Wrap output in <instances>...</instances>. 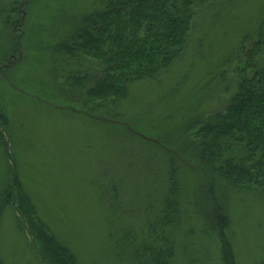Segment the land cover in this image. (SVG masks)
<instances>
[{
	"label": "rangeland",
	"instance_id": "1",
	"mask_svg": "<svg viewBox=\"0 0 264 264\" xmlns=\"http://www.w3.org/2000/svg\"><path fill=\"white\" fill-rule=\"evenodd\" d=\"M1 4L9 11L5 19L11 25L21 16V27L14 34L9 21L5 25L0 17V204L14 171L35 219L77 264H134L125 246L146 222L138 212L152 187L150 174L136 170L132 142L121 140V129L142 136L144 144L160 143L182 160L193 156L186 148L185 128L194 118L221 107L216 98L227 94L216 91L214 77L255 28L257 17L264 14V0L202 2L187 69L166 78L165 88L134 84V102L124 105L121 118L116 111L109 115L91 109L83 104L80 91L61 90L59 85L78 66L60 45L81 17L102 8L103 0H1ZM68 68L72 74H60ZM106 115L116 125L105 123ZM122 122L125 127L120 129ZM136 149L138 164L149 161L145 145ZM160 156L157 167L167 157L164 152ZM186 166L181 174L187 215L171 264H222V241L229 246L233 264H264V191L236 192L212 182L191 163ZM106 168L113 170L110 176ZM113 175L120 207L104 181ZM209 189L226 218L225 237L215 231L216 207ZM14 209L11 204L0 206V264H38L33 240L25 235Z\"/></svg>",
	"mask_w": 264,
	"mask_h": 264
},
{
	"label": "trees",
	"instance_id": "2",
	"mask_svg": "<svg viewBox=\"0 0 264 264\" xmlns=\"http://www.w3.org/2000/svg\"><path fill=\"white\" fill-rule=\"evenodd\" d=\"M205 1L210 0H103L102 8L81 17L60 45L72 60L78 61V66L83 61L81 67H73L75 72L71 78L59 84L61 90L67 87L80 91L86 106L102 109L109 115L119 112L121 118L124 105L134 102L131 91L134 84H156L165 88L166 78L187 69L191 35L199 5ZM14 9V12L19 11ZM8 12L4 11L0 0V17L4 16L5 25L9 21L5 19ZM18 17L17 22L11 25L9 21L7 25L14 28V34L19 33L21 27V16ZM223 65L214 77L216 91L222 89L227 94L222 100L215 97L221 107L194 118L185 128L186 148L191 149L193 156L190 154L182 160L177 152L170 154L160 143L144 144L142 136L125 133L121 129L125 124H119L121 140L132 142L130 155L136 170L150 174L152 187L143 211L140 208L138 212L145 215L146 222L138 235L135 234L137 238L125 246L134 264H171L175 240L187 215L181 174L187 170L186 163L194 165L212 182L233 191H264V14L257 17L253 31L245 34ZM60 74L65 77L72 72L68 68ZM104 122L116 125L107 115ZM136 145L147 147L149 161L143 159L137 163ZM140 149L138 146V152ZM162 152L167 157L157 167L155 163ZM112 171L106 168V176ZM106 176L104 181L115 201V175L109 179ZM16 177V172L12 171L0 206L15 207L14 211L24 223L25 235L33 240L38 264H77L70 251L35 219L34 209ZM207 194L213 208L216 207L212 213L215 231L225 237L226 218L216 204L213 190L209 189ZM115 202L120 207L122 202ZM119 211L122 212L121 208ZM220 248L222 264H233L227 242H220Z\"/></svg>",
	"mask_w": 264,
	"mask_h": 264
}]
</instances>
